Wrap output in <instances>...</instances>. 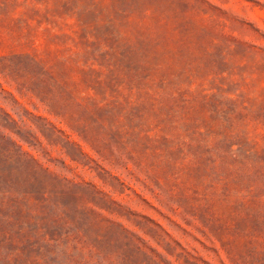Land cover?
<instances>
[{"label":"rangeland","instance_id":"374dc122","mask_svg":"<svg viewBox=\"0 0 264 264\" xmlns=\"http://www.w3.org/2000/svg\"><path fill=\"white\" fill-rule=\"evenodd\" d=\"M0 264H264V0H0Z\"/></svg>","mask_w":264,"mask_h":264}]
</instances>
